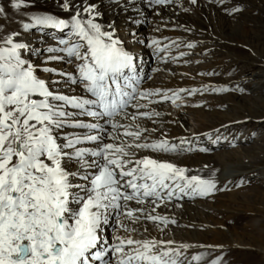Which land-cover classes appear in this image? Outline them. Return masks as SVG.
I'll use <instances>...</instances> for the list:
<instances>
[{
  "label": "snow or ice",
  "instance_id": "snow-or-ice-1",
  "mask_svg": "<svg viewBox=\"0 0 264 264\" xmlns=\"http://www.w3.org/2000/svg\"><path fill=\"white\" fill-rule=\"evenodd\" d=\"M112 2L120 9L136 7V0ZM189 2L196 5L198 0ZM171 3L146 0L156 16L158 8ZM176 3L182 7L179 0ZM27 6L23 0L11 3L17 11ZM59 7L66 17L32 14L21 31L0 36V264L200 261L202 255H187L191 245L150 238L146 224L142 231L136 226L152 223L163 234L176 221L157 213L161 206L180 208L185 197L207 198L230 190L218 185L215 171L207 178L190 175L188 168L173 161L141 154L197 150L194 143L199 137H179L172 143L168 133L161 132L151 139L157 129L145 125L156 124L161 117L153 105L170 101L181 107L184 95L202 91L145 87L153 75L144 72L142 60L137 63L115 20L103 22L96 0H62ZM226 11L232 15L243 9L234 6ZM4 13L0 7V15ZM143 22L134 21L137 26ZM34 29L55 30L54 46L37 48L25 40L24 35ZM128 36L133 43L141 42L135 32ZM161 44L157 39L148 41L160 61L167 63L171 47L179 43ZM41 53L45 58L37 64L32 57L39 59ZM54 62L69 69L50 66ZM38 70L50 77L41 78ZM202 135L213 144L221 138ZM110 224L114 231L109 238L105 230ZM211 264H222V259Z\"/></svg>",
  "mask_w": 264,
  "mask_h": 264
},
{
  "label": "bare ground",
  "instance_id": "bare-ground-1",
  "mask_svg": "<svg viewBox=\"0 0 264 264\" xmlns=\"http://www.w3.org/2000/svg\"><path fill=\"white\" fill-rule=\"evenodd\" d=\"M252 1L253 0H224L222 4H217L215 0H198L196 5H191L189 0L188 3H180L181 1L179 0V4L182 5L181 7L177 5L176 0H173V3L171 4L172 6H170L172 12L165 13L158 8L157 10L160 12L159 16L153 15L151 9L146 6V0H136V7L138 8L140 5L143 4V7L145 9H142V12H139L135 15H133L132 13L136 7L133 8L131 5L120 9L113 5L112 0H96V3L100 4L101 10L104 13V23L107 24L115 20L118 28L120 29V35L125 39L127 47L129 48V50L133 51L137 55V63H139L140 60H143L144 63L147 62L148 59H152L153 57H155V53L153 52L152 48L149 51L145 52V50L139 45L140 43L132 42L133 38L129 37L128 33L135 32V39H138V37L143 36L141 34L142 32H140V27L143 23H146L149 26L151 25L154 27L149 35L150 39L160 40L162 42L161 46H163L164 44L171 45V42L173 40H166L165 36L167 34H170L168 33V31H166L168 30L167 28H170L171 31L173 30L171 34L175 36V38H177L175 39V41L179 43V47H171L175 51L169 53L168 56L181 57V53H184L183 56L190 54L188 55L190 57H186L184 59H176L171 62H169L170 59L168 58L167 63L161 62L159 56L156 57L157 61L160 63L152 64V69L159 68L160 71L156 72L155 74L152 73L153 79L145 80L144 86L167 89L166 87L168 85V82L173 81L174 84L179 85L177 86L178 89H192L195 88L196 82L201 81L202 83L204 80L201 78L202 76L198 77L194 74L197 71L204 70L206 66L210 65V62H217L218 60H220V58L224 57L225 55L222 54L224 50L226 51L228 49L229 51H231L230 49H234L231 46L230 48L227 47L229 44L236 46L235 43L244 40L243 42L245 43V45H255L259 49H261L260 45L264 40V0H260L259 2L257 1L258 3L256 4L254 2L252 3ZM23 2L28 6L22 7L19 11H17L11 7L12 0H0V7L5 9V13L3 15H0V36L10 34L13 31H21L22 24L28 22L27 17L32 14H55L59 17H66L68 15L67 13L63 12L59 7V4L62 3V0H23ZM234 6H239L244 9L246 8L245 13L247 14L245 15V17H240L236 19L233 17V14L229 15L226 10L231 9ZM193 7L201 9V12L199 13L198 17L194 16L197 20L201 19V22L198 21V23H193L192 21H190V12L194 11ZM184 9H188V11H184ZM206 11H208L207 14H209L210 16L204 14V12L206 13ZM253 13H255L256 15H253ZM212 15L215 16V18H217L219 22L224 25H229L230 20L232 18L236 19L237 26L233 27L226 34L227 41H220V39H216L215 37H213V35H207L208 33L203 34L205 33V31L211 30L215 27V22L213 21L214 19L211 18ZM137 19H141L144 22L141 23L138 26V29L135 31V27L132 26L133 24L137 26L134 23V21ZM244 22L249 23V28H251L250 31H247L243 28L244 26H242V24ZM124 26L129 27V29L125 31L127 27L125 28ZM156 27H159L160 31H156ZM222 28H225V26H223ZM56 35V31L52 29H34L31 32L25 34L24 39L30 41L33 46L40 48L54 46L53 37ZM187 43H201L203 47L201 49L194 50L193 53H195L196 55L192 57V52L185 46ZM210 53H212L213 55L216 54V57L218 58H215V56H212ZM228 54H230L231 58L236 56L233 53ZM44 58V53L40 54L39 59H37L36 56L32 57L33 61L37 64H40V61ZM236 58L241 59L237 56ZM257 59L259 58L255 56V59H250L249 61L252 64H257ZM172 63H183V66L174 67L172 66ZM194 64L195 66H193ZM50 66H54L57 69H69V65L62 64L60 62H54ZM143 70L145 73H149L148 70H145V68H143ZM37 74L44 79H48L50 77V74L41 72L39 70ZM169 78L171 79L168 80ZM186 78H191L192 82H186ZM177 80H180V82H177ZM67 91L71 92L72 90L68 89ZM201 91L203 94H201V92H197L191 97L182 94L184 95L183 105H186V108H184L182 105L181 111H187L186 109H189L187 107L189 103H201L204 105V94L217 93V91H214L213 89L207 91L202 89ZM160 103L152 106L155 108L156 111L161 112V117L159 118L157 123L153 124L151 121H147L145 125L148 128L155 127L157 129V132L152 135L151 139L159 138L161 132H167L168 136L166 138L169 139L172 143H178L179 137H199L198 143H194V147L197 150L191 152H184L179 155L172 153H141L142 155L148 154L152 155L154 158L173 161L179 166L188 168L190 170V175L198 174L202 177L207 178L209 177L211 171H215L218 185H220L226 180H232L243 176L241 175V172L247 170V168L251 167V165L257 160L263 159V156L253 157L252 155H249L245 146L240 144L235 145V147L232 149L226 147L216 152L214 150H216L217 148L221 149L217 147L218 144L214 145L207 138V140L205 139V135H202L211 134L214 139L219 134L221 138L218 142L221 141L223 142L222 145H227L228 142L234 141L236 138L235 135L233 136L229 134V130L233 127H238L239 125H243L246 122H249L250 119H248V116L235 118L237 120L232 119L220 123H215L213 120L208 119L207 114L203 112L202 108L193 109L191 110V113L187 112V116H189L190 120L193 122V124H195V129H193L192 131L193 134H190L183 128V122L186 119L184 115L176 114L175 117H172L170 115V112L168 111V108H165V106ZM177 103H180V101H178ZM179 111L180 110H178V112ZM217 129H219V133L216 132ZM253 135V140L250 144L252 145V148L257 149L259 148L257 145H260L264 136L261 133H255ZM247 137H249L248 131H242L241 136L239 138V141H241L240 143H244V140ZM203 141L205 142L203 143ZM199 147H207L209 151L201 153L198 151ZM260 171L263 172L264 168ZM212 197L214 198L215 195ZM212 197L203 198V200L201 201L195 200L193 202H188L192 198L185 197L182 201H180L182 205V207L180 208H176L175 204H172L168 207L161 206V208L157 209V213H159L160 215L168 216L170 219H174L176 221V224H170L165 229V232L163 234L152 223L142 222L136 227L142 231L146 224L148 228V233L150 234V238L174 240L178 244L184 243L191 245L187 253L189 257L191 255H202V259L200 261L193 262V264H211L210 260L208 259V256H206L207 252L209 253V248H207L206 246H197L188 243L185 240L196 241L197 238H199V236L201 235V223H199L198 221L201 218L202 214L210 210L209 205H205V201H208L209 199L211 200ZM195 198L202 199V197ZM132 206L135 207L134 204ZM110 227H112V229ZM113 231L114 225L110 224L105 230V235L109 234L107 236L110 238L113 234ZM120 234L124 235L123 232H121Z\"/></svg>",
  "mask_w": 264,
  "mask_h": 264
},
{
  "label": "rangeland",
  "instance_id": "rangeland-1",
  "mask_svg": "<svg viewBox=\"0 0 264 264\" xmlns=\"http://www.w3.org/2000/svg\"><path fill=\"white\" fill-rule=\"evenodd\" d=\"M180 1V3H188V0ZM257 1L259 2L260 0H253L252 3L254 2L256 4L258 3ZM169 6H171V4L159 9L165 13H171L172 9ZM242 9L243 11L234 13L233 17L236 19L245 17L247 14L245 13L246 8ZM134 10L132 13L133 15H135L137 8ZM193 10L194 11L190 12L191 17L189 19L193 23H198L201 19L197 20L195 17H198L201 9L193 7ZM207 13L208 11H206V13L204 12V14L209 15ZM253 15L256 14L253 13ZM211 18L214 19L215 27L211 30L205 31L203 34L208 33L207 35H213V37L218 40L220 39V41H227L226 34L233 27L237 26L236 19L232 18L229 25H224L220 23L215 16L212 15ZM248 24L249 23L244 22L242 26H244L243 28L247 31H250L251 28H249L250 25ZM223 26H225V28H222ZM124 27L126 28L127 26ZM132 27H135V31L138 29L134 24ZM153 28V26H149L146 23H143L140 27V32H142L141 34L143 36L138 37V39L141 40L139 45L145 50V52L151 49L148 46V41L150 40L149 35ZM128 29L129 27H127L125 31ZM167 29L168 30L166 31L170 34H167L165 39L175 41L177 38L171 34L173 30L171 31L170 28ZM243 41L244 40H241L238 43L234 42L236 46H233L232 44H229L228 46L225 45L229 48L231 46L234 49H230L231 51L228 49L226 51L224 50V52H222V54L225 55L224 57L220 58L217 62H210V65L206 66L204 70L197 71V74H194L198 77L202 76L201 78L204 79L202 82L203 84L201 81L195 83V88L197 89L207 91L211 89L228 88L229 91L217 92L216 94H204L205 104L189 103L187 106L189 109H186L187 111H181V107H174L170 101L160 103L163 104L165 108H168L172 117H175L176 114L184 115L186 119L183 122V128L190 134H193L192 131L195 129V124H193L190 117L187 116V112L191 113V110L193 109L202 108L203 112L207 114L208 119L213 120L215 123L246 116L250 119L249 122H246L243 125H237L238 127H233L229 130V134L233 136L235 135L236 137L234 142L230 141L227 145H219V148L221 149H216L214 151L218 152L226 147L232 149L235 145L240 144L245 146L249 155H252L253 157L263 156V159L257 160L251 165V167L241 172V175L243 176L232 180H226L219 185L220 187L227 185V188L230 190L217 192L214 198L212 197L211 200H208L209 202L205 201V205H209L210 210L202 214L198 221L201 223V235L196 241L185 240L186 242L197 246H206L209 248V253L207 252L206 256H208L210 262L217 258H221L222 264H264V171H260L264 168V137L260 145H257L259 148H252V145L250 144L253 140V134L261 133L264 136V40L260 45L261 49L255 45H245ZM194 44L196 47L194 49H189L192 52V57L196 55L193 53L194 50L203 47L201 43ZM173 51L175 50L171 48L170 53ZM228 53H233L241 59H237L236 56L231 58ZM210 54L215 56V58H218L216 57V54ZM188 55L180 57L179 59L190 57ZM158 56V54H155V57L148 59L147 62H145V69L147 68L146 70H148V74L152 75V64L160 63L156 58ZM255 56L259 58L257 59V64L250 63L249 60L255 59ZM168 57L170 59L169 62L174 61L171 59L172 56ZM172 66L180 67L183 66V63H172ZM193 66H195V64ZM210 73L211 75H209ZM170 79L171 78L168 80ZM186 79V82H192L191 78ZM177 82H180V80H177ZM177 86L179 85L170 81L166 88L175 90L178 89ZM240 89H243V91H240ZM183 107L186 108V105H183ZM178 110L180 111L178 112ZM244 130L248 131L249 137L244 140V143H240L241 141H239V138ZM204 142L205 141H203V143ZM216 144H218V142L214 145ZM254 166L257 167L255 168ZM238 183L242 184L239 188L235 186ZM195 200L201 201L203 198H192L188 202H193Z\"/></svg>",
  "mask_w": 264,
  "mask_h": 264
}]
</instances>
